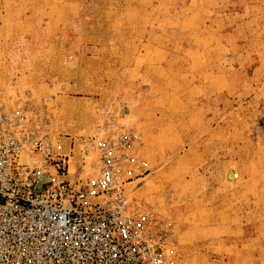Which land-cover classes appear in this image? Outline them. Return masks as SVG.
Returning <instances> with one entry per match:
<instances>
[{
    "label": "rangeland",
    "instance_id": "obj_1",
    "mask_svg": "<svg viewBox=\"0 0 264 264\" xmlns=\"http://www.w3.org/2000/svg\"><path fill=\"white\" fill-rule=\"evenodd\" d=\"M108 1L56 0L16 36L0 29V85L9 91L15 79L53 98L56 130L66 112L76 120L75 109L90 103L81 111L85 129L68 133L73 138L87 135L106 110L138 133L150 171L136 194L172 223L181 264H264V0H200L195 8L191 0H153L148 11L164 17L170 57L151 69V92L149 83H128L138 54L121 43L133 23L122 9L109 25ZM192 8V30L174 28L169 18ZM98 25L118 30L117 47ZM86 43L101 48L85 50ZM191 46L207 50L188 53ZM61 95L85 99L64 105Z\"/></svg>",
    "mask_w": 264,
    "mask_h": 264
},
{
    "label": "built area",
    "instance_id": "obj_2",
    "mask_svg": "<svg viewBox=\"0 0 264 264\" xmlns=\"http://www.w3.org/2000/svg\"><path fill=\"white\" fill-rule=\"evenodd\" d=\"M52 99L0 85V264H181L172 223L136 194L138 133L105 109L73 138Z\"/></svg>",
    "mask_w": 264,
    "mask_h": 264
},
{
    "label": "crops",
    "instance_id": "obj_3",
    "mask_svg": "<svg viewBox=\"0 0 264 264\" xmlns=\"http://www.w3.org/2000/svg\"><path fill=\"white\" fill-rule=\"evenodd\" d=\"M56 0H0V29H5L8 27V29H11L15 33V36L17 32L21 29V26L23 25L24 27H32L34 22L38 18V13L42 11L43 7L47 5L48 3H52ZM67 1V0H66ZM72 1H77V0H68L67 3L72 2ZM195 1V0H191ZM109 8H113L112 12L110 10V13H112V17L110 16L109 19V25L111 24V19L115 20L116 13L117 11L122 10V14L126 19L131 20L133 23V26L129 28L126 32V41L125 44L127 46H133L136 49L133 51L134 53H137V56H143L142 58L137 56L134 59V62L129 65L130 69H132V72L134 74L132 79L128 82L129 84H132L136 86L138 83H149V92L152 91L153 89V84H154V77L152 75L151 69H157L159 66H162V63H168L169 59L166 57H170V52L165 48L164 43H162L161 37L163 34L166 32V29L164 27V24L160 20H162L164 17L158 14H155L154 12H149L148 10L150 9V6L154 3L153 0H109ZM189 3L194 5V8L196 7L197 3H200V0L197 1L196 3ZM196 4V5H195ZM119 5V6H118ZM158 4H156V7ZM194 8L190 9L189 15H182L181 16H173L172 18H169V20H172V26L174 28H177L178 30H183L186 31L188 29L191 31L192 29L190 28L193 26L195 20H196V15L193 14ZM128 12H130L131 15H128ZM120 14V13H119ZM227 14V13H226ZM226 14L222 13V19H224ZM134 17L130 19V17ZM24 22H27L25 24ZM189 22V23H188ZM131 23V24H132ZM187 23L189 24L187 27ZM102 24V23H101ZM2 30V31H3ZM96 30L98 32H107L112 36V39L115 40L114 46L117 47L116 42L118 40L123 39L122 35L119 34L118 30H115V28L112 27H103L99 26L96 27ZM3 31V32H4ZM228 33V32H227ZM60 34H63L61 32ZM73 42V40L71 41ZM85 50H88V48L91 49H98L101 48L100 45L98 44H84L82 45ZM174 50V49H172ZM207 48H197L196 46H191L187 47V52L192 53L194 52H204L206 51ZM179 51V50H178ZM167 53V55H166ZM100 59V55L98 56ZM136 58L138 60H136ZM141 60V62H139ZM195 60H189L188 63H186L188 68H191L193 66V62ZM207 62H204V64H200L199 66H196L195 68H198L200 66L206 65ZM164 65V64H163ZM140 69V73H136V70ZM192 69V68H191ZM62 81V86L60 83V86L63 87L61 88L59 86V89H62L63 92L66 90H70L68 83ZM139 81V82H138ZM58 89V88H57ZM67 92V91H66ZM146 92V93H149ZM120 93H116L114 96L118 95ZM60 100L63 101L64 105L65 103H71L75 99H77L79 102L80 99H85L82 98L81 96H69V95H61L59 96ZM118 97H125L122 95H118ZM145 99L147 97H142V99ZM120 99V98H119ZM138 108V107H137ZM69 109V106H68ZM75 109V108H73ZM90 110L91 109V104L88 103L87 101L80 103V106L75 109L77 113L81 114V118H77L76 120H71L68 112H66L61 118L60 123H55V126L60 127V130H63L66 133L72 134L73 132H78V131H83L85 128L86 120H85V115H82L84 110ZM140 109V108H138ZM82 111V113H81ZM57 121L59 119L55 118ZM89 124V123H88ZM239 178H241V174L239 172L238 174ZM252 240H256L257 238L252 237L250 238ZM234 243H237V241H234ZM255 251V250H254ZM257 252V251H256ZM258 253H260V250H258ZM260 257V255H259ZM264 257V255L262 256Z\"/></svg>",
    "mask_w": 264,
    "mask_h": 264
}]
</instances>
